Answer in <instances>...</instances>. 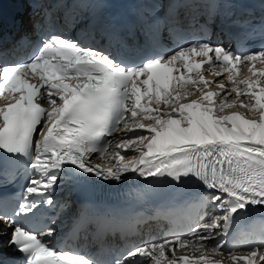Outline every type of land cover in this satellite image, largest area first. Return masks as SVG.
Listing matches in <instances>:
<instances>
[{
    "label": "snow or ice",
    "instance_id": "snow-or-ice-1",
    "mask_svg": "<svg viewBox=\"0 0 264 264\" xmlns=\"http://www.w3.org/2000/svg\"><path fill=\"white\" fill-rule=\"evenodd\" d=\"M169 15L145 21L148 33L178 22ZM214 22L210 11L206 34ZM11 51L0 41V185L11 175L5 158L27 176L22 200L0 218V264H101L52 244L47 213L63 182L127 175L195 187L200 212L104 264H264V227L245 245L228 242L249 207L264 206V44L195 39L137 61L56 32L27 60Z\"/></svg>",
    "mask_w": 264,
    "mask_h": 264
},
{
    "label": "bare ground",
    "instance_id": "bare-ground-1",
    "mask_svg": "<svg viewBox=\"0 0 264 264\" xmlns=\"http://www.w3.org/2000/svg\"><path fill=\"white\" fill-rule=\"evenodd\" d=\"M21 20L22 21H21L20 25L22 26L21 28L24 29L26 27V22H27L28 18H27V16H21ZM248 210L258 212L261 215V217L258 218V220H257L258 225L264 226V206H260V205H257L255 207L250 206ZM247 234L250 237L255 236L258 238L259 234H260V230L259 229H252L251 230L250 229Z\"/></svg>",
    "mask_w": 264,
    "mask_h": 264
}]
</instances>
